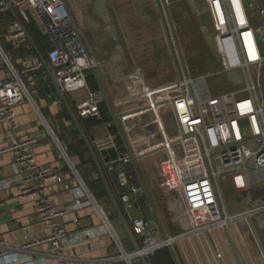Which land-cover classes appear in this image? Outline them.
<instances>
[{
    "label": "built area",
    "instance_id": "2783aa9c",
    "mask_svg": "<svg viewBox=\"0 0 264 264\" xmlns=\"http://www.w3.org/2000/svg\"><path fill=\"white\" fill-rule=\"evenodd\" d=\"M166 0H157L162 16L177 76L168 88H157L151 96L141 90L140 103L135 109L116 113V122L139 118L140 139L146 144L143 151L128 153L115 159L110 152H117L116 137L107 134L94 139L90 144L109 174H116L118 201L123 217L127 221L139 246L138 251L126 253L115 233L108 216L104 214L95 197L86 189L80 173L71 165L64 149L45 122L49 136L56 145L58 155L70 167L73 176L71 188L65 187L64 176L51 167L37 163L33 146L35 138L15 140L0 148V154L11 153L12 175L0 180V191L18 188V200L31 202L34 217L46 226L48 235L38 241L23 245L22 253L38 244L48 243L52 252L45 257L56 264H67L72 260L63 254L66 244L72 242L59 219L69 209L85 206L95 209L100 219V229L86 230L74 238L108 235L118 248L119 261L137 264L139 258L146 261L157 250L170 248L177 241L192 235L205 234L216 228H225L237 220H246L264 214V198L256 201L244 213L231 216L225 210L219 189V181L228 178L240 179L249 191L264 187V104L259 97V76L264 75V9L258 11L259 24L252 26L243 0H202L207 8L214 45L219 59V71L215 76H226L235 83H244V88L230 93L217 94L210 90V76L191 77L182 65L176 41L166 18ZM23 23L29 16L40 26L47 38L49 51L46 63L63 94L85 91L82 104L76 110L80 120H100V106L104 102L101 92L88 88V72L96 63L88 56L87 49L71 18L64 0H8ZM8 11L5 0H0V14ZM6 39L12 50L28 46L25 32L19 23H7ZM43 68L42 62H27L16 71L6 60L0 49V128L13 138L21 131L14 109L28 100L31 95L25 88L22 76ZM144 153V154H143ZM146 156L160 155L157 162L162 186L178 203L183 215V231L161 237L151 228L148 220L135 214L134 203L143 196L135 183L134 173L122 170L132 162ZM94 178L98 175L94 173ZM67 192L70 207L55 204L52 193L62 196ZM113 212V211H112ZM74 223L77 225V221ZM15 249L0 233V264L13 260ZM109 259L97 260L100 263ZM27 261H32L29 256ZM139 264V263H138Z\"/></svg>",
    "mask_w": 264,
    "mask_h": 264
},
{
    "label": "crops",
    "instance_id": "0c3cea01",
    "mask_svg": "<svg viewBox=\"0 0 264 264\" xmlns=\"http://www.w3.org/2000/svg\"><path fill=\"white\" fill-rule=\"evenodd\" d=\"M200 1L204 7V12L208 14L203 1ZM64 2L79 31L88 56L96 63L95 74L91 70L87 75L88 88L100 92V86L108 102V106L103 102L106 107L105 115L101 113L100 120L94 119L100 124L85 130L81 125L82 121L76 116V110L85 98V91L70 94L61 93L89 143L107 134L116 137L119 148L117 152L109 153L110 159L145 150L153 139H146V144L140 139L141 131L136 129L139 118L128 119L124 123L117 121V127L112 119V115L117 112L115 104L112 103L116 99V95L110 78H116L130 71L128 61L135 62L140 55L151 63V71L161 77V80H169L170 69L175 74L171 49L156 0H64ZM251 4V8L257 10V23L254 15L250 13V8L246 7L245 4L244 6L248 12L250 24L257 26L259 24L258 11L264 9V0H254ZM11 20L14 18L9 9L0 14V49L9 64L16 71H20L27 62H41L37 52H40L46 61L47 51L42 39H45L48 46L49 44L38 24L34 28L30 22H22L34 44L33 46L28 43V46L16 51L11 49L6 39L7 23ZM49 69L52 74L50 67ZM22 80L26 90L31 95L33 104L26 100L14 109L21 133L13 138L3 128H0V148L21 138H35L37 141L33 146V151L39 166L51 167L61 173L64 176L65 187L71 188L69 180L73 173L67 162L59 157L56 145L49 136L47 128L41 122L42 119L52 132L50 125L55 126L56 135L54 132L53 134L64 149L73 168L80 173L86 189L91 193L90 186L94 187L96 180L94 173L97 175L98 173L95 167L94 172L91 171L90 166L83 163V161L88 160V157L90 158L88 153L82 156L78 155V152L81 151V146L78 144L79 134L74 129L70 118L69 120L66 119L65 114L68 117L69 115L63 102L55 93L50 73L43 66L39 71L22 76ZM57 123L61 124L64 129L60 130ZM147 157L149 156L145 155L139 162H132L122 170L123 172L134 173L135 183L143 191V196L134 203L135 214L148 220L156 235L161 237L175 235L185 228L184 217L178 211V203L162 186L157 169L158 161L151 175L144 168L143 162ZM96 158L109 190L120 208L116 174L120 173L121 170L117 169L115 174H109L97 155ZM84 172L85 175L83 176ZM11 175V153L0 154V180L9 178ZM98 178L100 179L99 175ZM225 181L228 184L225 197L220 186L219 189L223 206L231 216L244 213L256 201L264 198V196L257 198L254 196L256 191H264V187L249 191L240 179L228 178ZM18 195L19 190L16 187L0 191V233L15 249L13 256L4 260H13L14 258L15 262L9 264H56L45 257L52 252L51 245L48 243L35 245L28 250V253L20 251L23 245L44 239L48 235V230L44 224L35 220L33 204L27 201L20 202ZM95 195L96 197L93 196L104 214L108 216L123 251L126 253L133 252L131 241L126 236L121 224L116 221L117 216L105 189L103 192H96ZM50 198L57 205L64 207L72 205L71 202H65L68 199L67 192L62 193L60 198L52 193ZM75 220L77 225L74 223ZM251 220L264 248V214L256 215ZM59 222L65 228L68 238L72 240L63 248V254L72 260L67 264L126 263L117 260L120 252L108 235L95 234L93 237L83 238L80 241L74 239L78 233L83 231L100 229V219L93 207L69 209L59 219ZM205 234L189 236L167 248L173 264H264L261 252L245 220H237L225 228H216ZM29 256L32 257V261H27ZM101 259L109 260L103 263L97 261ZM138 263L141 264L140 261ZM147 264H150L149 258Z\"/></svg>",
    "mask_w": 264,
    "mask_h": 264
},
{
    "label": "rangeland",
    "instance_id": "374dc122",
    "mask_svg": "<svg viewBox=\"0 0 264 264\" xmlns=\"http://www.w3.org/2000/svg\"><path fill=\"white\" fill-rule=\"evenodd\" d=\"M243 1L245 6L250 8V13L254 15L257 23V10L251 8V3L254 0ZM165 10L172 37L176 41L179 59L188 74L191 77L210 76L208 84L213 93L223 94L243 89V82L233 83L232 79L226 76H215L220 69L219 59L214 47V33L211 28L210 17L204 12L201 1L166 0ZM261 34V38L264 40V32L262 31ZM128 63L130 71L116 78H110L116 95V99L112 103L115 104L117 113L135 109L141 99L138 96L139 91L145 90L151 96L157 88H168L172 85L177 76L176 63H173L175 74L170 69L168 81H166L167 79L161 80V77L152 72L151 63L147 62L142 55L135 62L128 61ZM258 79L260 83L259 97L264 104V75L260 74ZM50 127L56 135L55 126L50 125ZM57 127L60 130L64 129L59 123H57ZM159 158L160 155H152L144 159V168L150 175ZM225 182V180L219 181L224 197L228 190V184Z\"/></svg>",
    "mask_w": 264,
    "mask_h": 264
},
{
    "label": "water",
    "instance_id": "95a60500",
    "mask_svg": "<svg viewBox=\"0 0 264 264\" xmlns=\"http://www.w3.org/2000/svg\"><path fill=\"white\" fill-rule=\"evenodd\" d=\"M5 1H6V6L9 9V11L11 12L14 20L19 23L20 27L25 32L27 40H28V43L33 46L34 44H33L32 40H31L29 34L27 33L24 25L20 21V19H19L18 15H17L16 11L14 10L12 4L10 2H8V0H5ZM156 3H157V0H156ZM157 7H158V3H157ZM29 22L34 28H36V23L32 20V18L30 16H29ZM42 41L44 43L46 51L48 52L49 51V46L45 43V39H42ZM37 56L40 59V61L43 63L44 68L50 73V78H51V82H52L53 88L55 90V93L58 95L59 99L63 102V104H64V106L66 108V112L68 113L69 118H70V120H71V122H72V124L74 126V129L78 132L80 140L84 143V145H85V147L87 149V152H88V154H89V156L91 158V161H92V163H93V165H94V167H95V169H96V171H97V173H98V175L100 177V180H101V182H102V184L104 186L105 192H106V194L108 196V199H109V201L111 203V206L113 207V210H114V212H115V214L117 216V220L116 221L121 224L126 236L131 241V243L133 245V251H138L139 246H138V244L136 242V239L133 236L127 221L123 217V214L120 211L119 205L117 204L116 200L114 199V197L112 196V194H111V192L109 190V187H108V185H107V183L105 181V178H104L103 171H102V169H101V167H100V165H99V163L97 161L96 155H95V153H94V151H93V149L91 147V144L87 140L84 132L82 131V129H81L79 123H78V120L74 116V114L71 111V109H70L65 97L61 93L60 88H59L58 84L56 83L53 75L51 74L49 66L46 63L44 57L42 56V54L40 52H37ZM92 71L95 74L94 70H92ZM99 89H100V92L102 93V95L104 97V103L108 106L107 99H106V97H105V95H104V93H103V91H102L100 86H99ZM112 119L115 122V125L117 127L116 120H115L113 115H112ZM117 130H118V128H117ZM118 132H119V130H118ZM119 135L121 136L120 132H119ZM254 196L256 198L257 197H263L264 196V191L263 190H258V191H256L254 193ZM245 221L247 222V224H248V226H249V228H250V230H251V232H252V234L254 236V239H255V241L257 243V246H258V248H259V250L261 252V255H262L263 259H264V248H263V244H262V242H261V240L259 238L258 232H257V230H256L251 218H248ZM205 235L207 236V234H205ZM139 261L141 262V264H147V261L143 257H140Z\"/></svg>",
    "mask_w": 264,
    "mask_h": 264
},
{
    "label": "trees",
    "instance_id": "16d2710c",
    "mask_svg": "<svg viewBox=\"0 0 264 264\" xmlns=\"http://www.w3.org/2000/svg\"><path fill=\"white\" fill-rule=\"evenodd\" d=\"M100 111L102 114H104L106 112V107L105 105L102 103L100 106ZM105 115V114H104ZM66 119L69 120V117L67 116V114H65ZM81 125L83 127V129H89L92 128L94 126L99 125L100 123L95 121V120H80ZM78 144L81 146V151L78 152L79 156H82L83 154H87V149L84 146V143L81 140H78ZM84 164H87L88 166H90L91 171L95 172L94 166L92 164L91 159L88 157L87 161H83ZM85 175V172L83 173V176ZM94 187L91 185L90 186V190L91 193L96 197V192L100 191L103 192L104 191V187L102 185V182L99 178H97L94 181ZM112 215L114 216V212H112ZM149 262L150 264H173V261L167 251V248H162L160 250H157L156 252H154L150 257H149Z\"/></svg>",
    "mask_w": 264,
    "mask_h": 264
}]
</instances>
